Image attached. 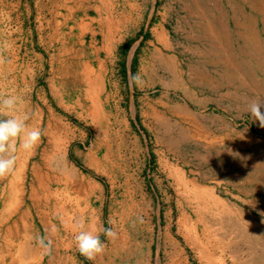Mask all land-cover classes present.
<instances>
[{
    "label": "rangeland",
    "instance_id": "1",
    "mask_svg": "<svg viewBox=\"0 0 264 264\" xmlns=\"http://www.w3.org/2000/svg\"><path fill=\"white\" fill-rule=\"evenodd\" d=\"M70 1L31 15L42 94L27 98L44 102L42 119L21 105L0 109V119L26 117L42 133L31 152L18 147L20 176L0 175L1 202L11 179L34 223L26 264H264V128L247 111L264 98V0H227L249 18V56L238 36L226 73L214 67L219 87L203 111L186 109L184 77L164 73L154 53L150 25L163 0L152 15L151 0ZM1 76L4 97L18 84ZM101 224L118 235L101 234L104 252L90 260L74 236Z\"/></svg>",
    "mask_w": 264,
    "mask_h": 264
},
{
    "label": "crops",
    "instance_id": "2",
    "mask_svg": "<svg viewBox=\"0 0 264 264\" xmlns=\"http://www.w3.org/2000/svg\"><path fill=\"white\" fill-rule=\"evenodd\" d=\"M155 1L151 0L150 15L158 13L154 9ZM59 2L60 0H0V16H2L0 31L3 32V38H0V52H2L0 60L9 67V70L0 74L2 78H8L18 84L14 88H4L2 91L5 94L26 96L25 103H18V105L27 107L30 112L33 111L35 120L42 119L44 102L42 100L35 102L32 97L27 98L28 95L32 96L37 92L42 94L41 84L39 85L40 78L35 73V61L41 62L42 60L37 47L36 26L32 24L31 15L36 13V9L40 5L50 4L51 8L53 6L58 8ZM68 3L72 2L68 0ZM171 3H173V7ZM74 5L76 4L74 3ZM161 12L163 17L150 25L151 42L152 46L156 47L154 53L157 54L159 64L164 73L173 71L179 73L177 75L179 78L184 77L185 81L182 87L185 88L183 101L187 105L186 109L207 110L211 104L207 92L211 93L212 88L219 87V83L214 82L218 79L213 74H217L214 67L216 64H223L222 71L226 73V64L234 60V39L238 36L242 35L239 55H244L245 48H247L245 56H249L251 34L244 26V22L249 21V18L241 10H234L230 7L227 0H187L186 3L183 0H163ZM238 17H241V22H238ZM232 19L235 22L234 28L230 26ZM172 22L174 23L172 29L175 30V36L179 35L178 41L180 42L171 40ZM179 48L182 52H178L180 55H176L175 50ZM158 55H161V58ZM180 63L185 64V71H182ZM154 70L157 69L152 64L150 76L155 73ZM164 88V93L167 90L170 93L171 87L164 86ZM17 168L10 173L11 176L15 174L20 176L21 168L19 170ZM10 183L13 184L12 194L18 200L13 205L11 198L7 202L4 198L7 195L3 197L9 208L4 209L3 215L0 214V249H3L6 242H12L15 246L23 245L26 252L23 260L26 264L29 248L27 230L34 229V223L27 219L30 215H28L27 208L24 207L26 205L19 198L20 193L16 192V190H21L19 185L11 182V179ZM8 195L11 197V193ZM2 205H4L3 201L0 200V208ZM38 247H41L39 243ZM43 252L46 251L40 253L43 254ZM6 260V257L2 259L4 262Z\"/></svg>",
    "mask_w": 264,
    "mask_h": 264
},
{
    "label": "clouds",
    "instance_id": "3",
    "mask_svg": "<svg viewBox=\"0 0 264 264\" xmlns=\"http://www.w3.org/2000/svg\"><path fill=\"white\" fill-rule=\"evenodd\" d=\"M18 100L16 95L0 97V109L15 113ZM247 111L250 118L258 121L259 126L264 128V98L250 103ZM26 119L17 115L0 119V175H7L15 170L18 147L26 153L31 152L41 139V130L29 128ZM101 234L108 240H114L118 235L114 227H104L102 224L99 229L80 230L74 236L77 251L90 260L102 254L105 242L101 240ZM219 264H224V261L221 259Z\"/></svg>",
    "mask_w": 264,
    "mask_h": 264
},
{
    "label": "bare ground",
    "instance_id": "4",
    "mask_svg": "<svg viewBox=\"0 0 264 264\" xmlns=\"http://www.w3.org/2000/svg\"><path fill=\"white\" fill-rule=\"evenodd\" d=\"M262 12V11H261ZM212 55V54H211ZM235 59V58H234ZM255 82V81H254ZM62 159V158H61ZM51 169V168H50ZM9 192V191H8ZM53 196L56 198L55 194H53ZM36 197V196H35ZM6 199V201L8 202V200L11 198V201L14 203L13 205H15V202H17L18 198L11 194V197L9 195H7L6 197H4ZM5 199H3V204L2 207V211H4V209L9 208L8 204L5 203ZM29 199L32 202V208L35 209V211H39L40 206H39V202H37L34 198L33 195L31 197H29ZM48 199V198H47ZM51 200V199H50ZM24 203V201H23ZM56 206V204H54ZM54 205L53 207H51V209H54ZM31 206V205H30ZM41 211H39L40 213ZM36 213V212H35ZM9 217V216H8ZM11 219V218H10ZM28 219V218H27ZM43 219V218H42ZM18 220V219H17ZM12 226V225H11ZM9 229V228H8ZM28 229V228H27ZM14 238V237H13ZM20 238V237H19ZM10 239V238H9ZM3 240V239H2ZM12 240V239H11ZM47 252H43V255L46 254ZM25 249L22 246H15L12 242L9 243H5L3 249H0V264H25L24 263V257H25ZM6 257V261H2L3 258Z\"/></svg>",
    "mask_w": 264,
    "mask_h": 264
}]
</instances>
